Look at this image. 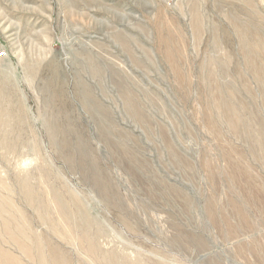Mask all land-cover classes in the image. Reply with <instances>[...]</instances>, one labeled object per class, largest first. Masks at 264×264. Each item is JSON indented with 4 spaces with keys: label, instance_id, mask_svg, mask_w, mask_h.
Here are the masks:
<instances>
[{
    "label": "rangeland",
    "instance_id": "rangeland-1",
    "mask_svg": "<svg viewBox=\"0 0 264 264\" xmlns=\"http://www.w3.org/2000/svg\"><path fill=\"white\" fill-rule=\"evenodd\" d=\"M0 264H264V0H0Z\"/></svg>",
    "mask_w": 264,
    "mask_h": 264
},
{
    "label": "bare ground",
    "instance_id": "bare-ground-1",
    "mask_svg": "<svg viewBox=\"0 0 264 264\" xmlns=\"http://www.w3.org/2000/svg\"><path fill=\"white\" fill-rule=\"evenodd\" d=\"M23 191L27 194L28 193V188H27V185L25 184V182H24V184H23Z\"/></svg>",
    "mask_w": 264,
    "mask_h": 264
}]
</instances>
